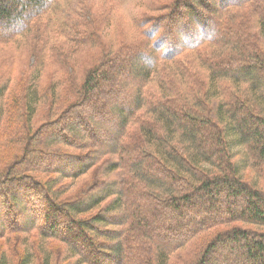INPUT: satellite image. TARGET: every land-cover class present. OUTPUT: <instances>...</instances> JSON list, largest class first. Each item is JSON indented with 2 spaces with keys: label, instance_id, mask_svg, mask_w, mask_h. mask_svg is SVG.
Instances as JSON below:
<instances>
[{
  "label": "trees",
  "instance_id": "16d2710c",
  "mask_svg": "<svg viewBox=\"0 0 264 264\" xmlns=\"http://www.w3.org/2000/svg\"><path fill=\"white\" fill-rule=\"evenodd\" d=\"M56 2L0 0V264H264V0Z\"/></svg>",
  "mask_w": 264,
  "mask_h": 264
},
{
  "label": "rangeland",
  "instance_id": "374dc122",
  "mask_svg": "<svg viewBox=\"0 0 264 264\" xmlns=\"http://www.w3.org/2000/svg\"><path fill=\"white\" fill-rule=\"evenodd\" d=\"M102 1L103 0H57L52 9L50 18L51 25L53 27L52 29L54 30L55 28L60 27L66 21H73L74 19L76 20L77 18H79V16L82 15V12L87 9L88 6L96 7V5H98ZM117 4L120 5L119 7L122 12L129 18H135V16H137L139 12V8L136 5V0H117ZM16 58H18V55H16ZM17 67L18 64H16L15 66L12 65L13 70H18ZM249 174L250 173L248 172L247 175L249 176ZM250 176L252 175L250 174ZM16 237L17 236H14L13 239L9 242L0 240V250L2 252H9L12 248H14L15 252H19V248L17 249L19 241L17 243L15 242L16 239L19 238Z\"/></svg>",
  "mask_w": 264,
  "mask_h": 264
}]
</instances>
